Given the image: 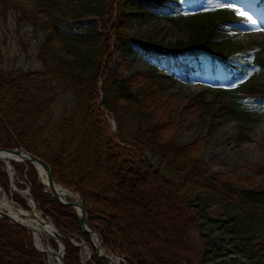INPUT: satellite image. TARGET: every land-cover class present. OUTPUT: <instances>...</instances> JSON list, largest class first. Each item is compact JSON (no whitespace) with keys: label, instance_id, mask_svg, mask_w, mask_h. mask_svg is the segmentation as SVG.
<instances>
[{"label":"trees","instance_id":"1","mask_svg":"<svg viewBox=\"0 0 264 264\" xmlns=\"http://www.w3.org/2000/svg\"><path fill=\"white\" fill-rule=\"evenodd\" d=\"M30 1L32 6L12 1L10 5L18 15L22 14V17L17 16L18 27L22 28L21 21L29 18L36 24L35 37L40 31L48 34L38 46L42 67L36 70L13 67L0 73V148H13L15 142L47 162L57 184L84 198L89 209L90 226L102 235L107 250L124 257L126 264H189L180 259L162 257L154 247L164 239L159 231L169 234L170 241L174 229L191 221L201 226L210 223L208 214H202L192 202L194 195H198L194 190L200 185L193 181L196 176L205 179L208 184L205 190L210 189L226 202L236 204L241 212L264 215V188H239L208 171L195 155H190L193 150L179 146L174 138L175 122L160 110L149 108L135 92L133 81L113 74L109 56L111 46L124 55L132 43L138 44L143 54L164 66L172 80L179 77L188 80L190 73L202 71L205 66L215 72L222 69L227 75L225 82L234 90L229 113L250 118L264 112V83L247 86L243 85V80L256 67L264 70V59L254 57L252 49L236 54L229 52L216 34L221 22L228 19V13L191 17L194 27L191 37L163 49L155 43L130 37L124 28L127 15L133 13L145 17L154 12L156 19L161 18V9L169 0ZM183 1L200 3L178 0L172 5L180 8ZM115 11L118 15L114 17ZM169 19L175 22L181 20V16ZM217 83L219 88H227L219 80ZM58 102L62 105L59 109ZM118 111L130 115L139 128L146 127L144 135L141 132L129 141L130 148L117 142L105 120V113L114 114L118 130H121ZM119 138L126 142L122 134ZM148 150L156 159L151 158ZM116 156L125 157L130 164L127 170L132 176L126 178L114 171L110 161ZM170 156L179 162L180 167L176 170L179 185L159 171L161 165L169 163ZM124 160L117 164L121 165ZM11 164L18 178L26 183H18L19 188L30 186L33 199L41 211L55 221L59 230L90 244L88 236L79 229L76 212L51 199L39 179L37 168L30 162ZM3 165L0 162V176L3 188L8 190L9 176ZM71 165L75 167L77 179L71 177L68 169ZM259 171L264 173V167ZM143 174L157 178L162 186L169 188L174 199L167 209L154 210L148 204L143 208L142 197L136 191ZM190 183L194 184V190ZM187 190L194 192L187 196ZM123 194L125 197L122 198ZM120 200L121 204L123 201L129 203L128 217L136 222L127 227L132 239L118 242L112 236L116 230L107 228L95 208L114 206V201L118 204ZM14 201L29 209L23 198L15 196ZM229 216L226 224H229V233L233 234L237 215ZM28 241L30 236L23 227L0 217V264H45L43 256L32 252L26 245ZM65 243L67 264H78L79 247ZM257 246L262 247L264 243ZM214 247L218 250L217 246ZM210 260L206 258L203 263L208 264ZM92 263L109 264L97 256L93 257Z\"/></svg>","mask_w":264,"mask_h":264},{"label":"rangeland","instance_id":"2","mask_svg":"<svg viewBox=\"0 0 264 264\" xmlns=\"http://www.w3.org/2000/svg\"><path fill=\"white\" fill-rule=\"evenodd\" d=\"M11 1L32 6L30 0H0V73L8 72V69L13 67L24 70L39 69L42 63L38 58V46L45 41L48 34L40 31L38 37H35L36 24L31 23L29 18L21 21L22 28L18 27L17 18L22 17V14L18 15V12L10 5ZM216 2L217 0H203L202 4L196 6L183 2V6L176 10L182 18L175 22L168 18L173 11L171 3L163 8V16L159 19L155 18L154 12L145 17H138L136 13L127 15L125 33L130 37L155 43L164 49L176 44L177 41H187L191 37L194 32L191 17H196L197 14L214 15L220 11L229 13L227 18H230V21H222L216 34L224 41L229 52L239 53L242 50L256 48L257 58L264 59V23H261L257 30H252L245 18L233 10L247 12L258 21L264 22V2L262 0H223L225 4L231 5V8H217ZM114 14L115 17L118 12L115 11ZM132 44L124 55H120L118 49L111 46L109 56L113 74L133 81L135 92L141 95L149 108L160 110L175 122L174 130H172L179 146L193 150H190L192 152L190 155H195L213 175L229 180L239 188H264V173L259 171L261 167H264V112L245 119L229 113L228 107L232 105L234 91L220 90L216 86L217 79L220 82L226 79L222 69L219 73H215L206 68L203 72L191 74L189 81L184 78L174 81L167 75L162 65H158L152 58L143 54L138 44ZM261 83H264V70L256 68L244 85L253 86ZM56 106L58 109L61 108V102ZM117 113L122 121L121 130H118V122L114 114L105 113V120L110 124V132L117 142L124 148H130L129 141L137 138L141 132L144 135L146 127L139 128L130 115L121 111ZM121 134L126 140L125 143L120 141ZM148 138L149 136L146 142ZM147 152L151 158L156 159L151 150ZM124 159V156H116L110 163L114 171L128 178L132 176L127 170L130 164ZM122 160L124 163L118 165L117 163ZM168 162L161 165L159 171L166 179L179 185L180 178L176 172L180 167L179 162L172 156ZM3 166L9 176V183L8 190H5L0 176V200L5 199L18 208H24L21 203L14 201L15 196H19L27 201L29 206L31 204L28 197L29 190L27 187L19 188L18 184L24 181L18 178L16 169ZM68 169L71 177L77 179L74 175L75 167L71 165ZM193 181L200 185L194 190V184L190 183L192 189L198 193L194 195L192 202L197 204L202 214H208L211 221L203 226L191 221L184 227H178L174 229L173 239L170 241L167 238L170 237L169 234L159 232L164 239L161 244L154 247L158 255L169 260L180 259L189 264H200L206 258L211 259L208 264H264V246H257L264 243V215L241 212L236 204L226 202L210 189L205 190L208 184L202 176L194 177ZM137 184L136 191L142 197L143 208L148 204L154 210L167 209L174 199L169 188L162 186L157 178L143 174ZM194 191L187 190L185 194L188 196ZM121 196L125 197L124 194ZM116 202L114 201V206L111 204L97 206L96 213L105 221L107 228L116 230L112 236L118 242L131 240L132 235L127 227L129 224H134L136 219L128 217L129 203L127 201H123V204L121 200L118 204ZM232 214H236L237 218L235 232L230 234L227 228L229 224L227 225L226 222ZM49 220L52 219L49 218ZM26 234L30 236V242L28 241L26 245L32 252L38 254L34 249L31 233L26 231ZM214 235L223 237L220 250L214 247L212 242ZM47 241L55 245L50 237ZM81 253L83 259H88L89 249L83 247ZM43 257L47 260V264L57 263L48 256ZM6 260L9 261L7 258ZM81 260L82 257H79V261ZM120 262L124 264L122 260Z\"/></svg>","mask_w":264,"mask_h":264},{"label":"water","instance_id":"3","mask_svg":"<svg viewBox=\"0 0 264 264\" xmlns=\"http://www.w3.org/2000/svg\"><path fill=\"white\" fill-rule=\"evenodd\" d=\"M14 147L15 148H7V149L0 148V155H3V159L8 160V161L12 160L15 162L19 161L22 163H27L30 161L36 167H41L43 169V173H40V175L46 178L44 179L45 184L47 188L50 189V195L52 199L57 200L63 206L64 205L68 206L77 211V219L79 220V228L84 234L88 235L90 240L92 241V244H93L92 246L86 245L87 247H89L92 254H94V251H95L98 257L106 259V261L111 264H117L116 262H114L112 257L108 255V252H106L105 247H104V241L102 239L101 234L91 229L90 223L88 220V217H89L88 209L85 207L84 199L81 197V195L71 190H68L64 187L62 188L60 185H58L54 181V178H52V168L49 167V165L43 159L36 157L30 152H27L23 147L19 145L17 146L15 143H14ZM67 197L70 200L66 199ZM0 216L8 219L9 221L10 220L14 221L18 225L20 226L22 225L24 228L30 230V232L33 234L34 239H37V237H41L43 239L41 233L36 231L35 227L33 226V223H31L28 220L30 218L29 216L22 214L21 217H17L12 214L3 212L1 209H0ZM32 218L35 219V216L33 215L31 219ZM23 219H25L31 225L20 223ZM39 224L41 225V227H43L41 222H39ZM52 224L55 225V223L53 222ZM56 230L60 233V235L62 236L64 240L71 242V238L69 235H67L64 232L59 231L57 227H56ZM52 238L56 240L58 243H60L61 245L60 249L56 250L51 245L43 241L44 248L46 249L44 251L50 254L52 257H58L61 264H66L65 259H64L65 244L56 235H53ZM213 241L217 246L221 247L220 242H219V236H214ZM101 248L104 250V252H106L105 254H102L100 252ZM36 249L37 251L41 253L44 252L38 247H36ZM82 264H87V263L85 262Z\"/></svg>","mask_w":264,"mask_h":264},{"label":"bare ground","instance_id":"4","mask_svg":"<svg viewBox=\"0 0 264 264\" xmlns=\"http://www.w3.org/2000/svg\"><path fill=\"white\" fill-rule=\"evenodd\" d=\"M0 156H1L0 158L3 159V155H0ZM3 160H5V159H3ZM40 169H41V172H43V169L42 168H40ZM0 206L6 208L7 211L9 213H11L12 215H14V216L21 217L22 214H25V215L29 216L30 218L28 217L29 218L28 220L31 223H33V226L35 227L36 231L41 233V235L43 237V239L41 237H37V239L35 240V244H37V246L39 248H41L43 251L46 250L44 248L43 241H47L48 237L51 238L53 235H56L57 234V230H56L55 225H53L51 222H49V221L45 220L44 218H42L41 213L36 210V206H35V204L32 201H31V204H30V207H31V210H32L31 213L23 210L22 208L16 207L14 205V203H12L10 201H7L5 199L0 200ZM33 215L35 216V219L34 218L31 219V217ZM38 221L41 222L43 227H41V225L39 224ZM21 222L25 223L26 225H31L25 220H22ZM48 244H50V243H48ZM100 252H102V254L106 253V252H104V250L102 248H101ZM112 258L115 260V262L118 261L117 257H113L112 256ZM56 264H58V263H56ZM117 264H121V263L117 262Z\"/></svg>","mask_w":264,"mask_h":264},{"label":"snow or ice","instance_id":"5","mask_svg":"<svg viewBox=\"0 0 264 264\" xmlns=\"http://www.w3.org/2000/svg\"><path fill=\"white\" fill-rule=\"evenodd\" d=\"M215 7H217V8H231L232 6L225 4L223 2V0H217ZM233 10L236 12V14L245 18V21L247 22V24L250 26V28L252 30H257L259 28V25L261 23H264L262 21H258L257 19L253 18V16L249 15L247 12H243L239 9H233Z\"/></svg>","mask_w":264,"mask_h":264}]
</instances>
